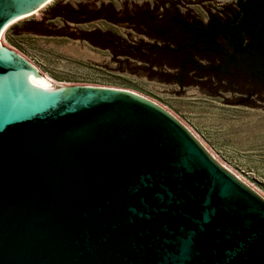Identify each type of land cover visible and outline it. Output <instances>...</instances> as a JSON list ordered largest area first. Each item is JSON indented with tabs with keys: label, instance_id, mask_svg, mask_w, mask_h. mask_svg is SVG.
<instances>
[{
	"label": "water",
	"instance_id": "95a60500",
	"mask_svg": "<svg viewBox=\"0 0 264 264\" xmlns=\"http://www.w3.org/2000/svg\"><path fill=\"white\" fill-rule=\"evenodd\" d=\"M50 1L0 0V35ZM0 264H264V197L157 103L0 42Z\"/></svg>",
	"mask_w": 264,
	"mask_h": 264
},
{
	"label": "rangeland",
	"instance_id": "374dc122",
	"mask_svg": "<svg viewBox=\"0 0 264 264\" xmlns=\"http://www.w3.org/2000/svg\"><path fill=\"white\" fill-rule=\"evenodd\" d=\"M159 1L171 2L170 8L178 5L182 12L190 10L202 21L206 18L205 8L234 2L54 0L34 15L8 25L2 39L57 83L128 90L163 105L214 157L264 197V102L248 95L239 96L234 90L213 87L200 78H195L190 86L179 87L152 75L154 69L146 71L141 63L115 57L110 50L95 47L88 41L89 33L95 30L108 32L109 41L115 38L146 41L132 28L129 19L140 8H155ZM54 5L63 14L79 8V22L51 16L49 10ZM98 9L100 13L96 15ZM162 9L166 7L162 5ZM117 14L122 16L119 20L108 19Z\"/></svg>",
	"mask_w": 264,
	"mask_h": 264
},
{
	"label": "trees",
	"instance_id": "16d2710c",
	"mask_svg": "<svg viewBox=\"0 0 264 264\" xmlns=\"http://www.w3.org/2000/svg\"><path fill=\"white\" fill-rule=\"evenodd\" d=\"M159 3L148 15L146 8H140L129 21L133 22L132 28L140 35L147 19L152 28L160 30L161 40L170 52L160 51L158 46H154L150 56L166 59L168 56L172 57L173 51L177 49L178 66H146L143 62L142 40L128 42L115 38L109 41L111 35L108 32L95 30L89 33L91 37L88 41L95 47L110 50L115 57L141 63L146 71L154 69L152 75L159 79L165 78L179 87L190 86L195 78H204L213 87L234 90L243 96L251 93V98L264 102V0H234L233 3L207 7L204 21L194 16L190 10L182 12L179 7L169 18V10H163L162 5L166 7L170 2ZM55 6L57 5L49 12ZM158 9L162 11L159 12ZM108 19L115 22L110 17ZM194 37L206 41L210 54V65L207 68L195 70L190 65ZM257 62L259 64L256 66ZM166 68L170 71L166 72Z\"/></svg>",
	"mask_w": 264,
	"mask_h": 264
},
{
	"label": "flooded vegetation",
	"instance_id": "af4514ba",
	"mask_svg": "<svg viewBox=\"0 0 264 264\" xmlns=\"http://www.w3.org/2000/svg\"><path fill=\"white\" fill-rule=\"evenodd\" d=\"M170 3H167V6H166V8L169 10V12L167 13V16L169 18L173 16L175 9L179 7L177 5L176 8H170V5H169ZM176 4H178V3H176ZM152 8H153V6L151 8H148V7L146 8L147 15L149 14V12ZM160 10L162 11V9H160ZM99 13H100V10L98 9L96 11V15ZM80 14H81V12H80L79 8L71 9L68 14H63V11L60 13L58 11L57 6H55L53 8V10L50 12L51 16L66 18V20H69L73 23L79 22ZM119 16H121V15L117 14L112 19L114 21L119 20V18H118ZM160 17H163V16H160ZM146 21H147V23H146L145 27H143V30H142V35L146 39V41L143 42L144 43L143 62L145 63V65L148 67L165 66L168 68H173V67L178 66V64H179V51L177 49L173 51L172 57L168 56L166 59L160 58V57H151L150 56V53H151L150 51H151V49H154V46H158L160 51H163V52H166V51L170 52V49L169 48L167 49L165 47L166 46L165 42H163L161 40L160 30L152 28L150 26V22L148 19ZM192 42H193V44H192L193 46L191 48V51H192L193 57L191 59V64H190L191 67L194 68L195 70L201 69V68H207L210 65V60H209L210 54H209V49L206 46L205 39L194 37L192 39ZM259 54H260V52H259ZM258 64L259 63L257 62L256 66ZM200 79H204V78H200ZM245 95H248L250 97V95H252V94L246 93ZM239 96H243V95H239Z\"/></svg>",
	"mask_w": 264,
	"mask_h": 264
},
{
	"label": "bare ground",
	"instance_id": "6f19581e",
	"mask_svg": "<svg viewBox=\"0 0 264 264\" xmlns=\"http://www.w3.org/2000/svg\"><path fill=\"white\" fill-rule=\"evenodd\" d=\"M52 1H54V0H51L48 4H50ZM48 4H46V5H44L43 7H41V9H43L45 6H47ZM41 9L39 10V11H41ZM39 11H36L35 13H37V12H39ZM34 13V14H35ZM33 14V15H34ZM30 16V15H29ZM25 18V17H24ZM3 33V32H2ZM1 33V35H0V42H2V43H4V44H6L7 45V43L2 39V34ZM10 47V46H9ZM13 49V48H12ZM14 50V49H13ZM20 54V53H19ZM21 55V54H20ZM25 60H27L43 77H44V79L50 84V85H53V86H67V85H62V84H60V83H57L56 81H54V80H52L51 78H49V77H47L43 72H41L37 67H36V65H34L31 61H29L26 57H24L23 55H21ZM69 86H71V85H69ZM126 91H128V90H126ZM131 92V91H130ZM133 93H135V92H133ZM135 94H138V93H135ZM138 95H140V96H143V95H141V94H138ZM143 97H145V96H143ZM145 98H147V97H145ZM147 99H149V98H147ZM149 100H151V101H153L152 99H149ZM153 102H155V103H157L156 101H153ZM158 105H160V106H162L164 109H166L168 112H170L173 116H175L169 109H167L166 107H164L163 105H161V104H159V103H157ZM176 117V116H175ZM177 118V117H176ZM178 119V118H177ZM180 120V119H179ZM181 121V120H180ZM182 122V121H181ZM183 123V122H182ZM184 124V123H183ZM185 125V124H184ZM186 126V125H185ZM187 127V126H186ZM188 128V127H187ZM189 129V128H188ZM190 130V129H189ZM191 131V130H190ZM195 136V135H194ZM211 155H212V153H211ZM213 156V155H212ZM214 157V156H213ZM222 166H224L226 169H228L230 172H232L228 167H226L221 161H219L216 157H214ZM236 177H238L241 181H243L245 184H247L249 187H251L246 181H244L242 178H240L238 175H236L234 172H232ZM252 188V187H251ZM253 189V188H252ZM253 190H255V189H253ZM258 192V191H257Z\"/></svg>",
	"mask_w": 264,
	"mask_h": 264
}]
</instances>
